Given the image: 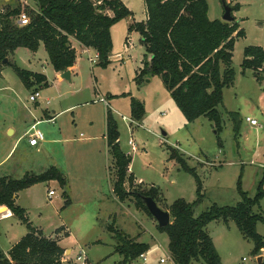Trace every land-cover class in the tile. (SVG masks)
<instances>
[{
    "label": "rangeland",
    "instance_id": "374dc122",
    "mask_svg": "<svg viewBox=\"0 0 264 264\" xmlns=\"http://www.w3.org/2000/svg\"><path fill=\"white\" fill-rule=\"evenodd\" d=\"M19 1L0 0V14L7 8L20 7ZM206 2L209 18L222 19L223 7L220 0ZM28 3V10H36L34 0H28ZM239 3L240 10L232 15L236 22H241L245 38L238 39L234 45L232 68L235 79L231 87L224 89L222 105L218 107L221 116L219 132L213 123L203 117L192 124H186L158 77H152L149 84L145 82L151 77L135 82V71L140 67L145 54L139 37L135 35L116 37L115 29L113 30V53L123 51L124 54L120 55L118 62H123L124 59L125 62L121 65L111 63L106 69L94 67L96 84L90 74L92 65L85 57H81L79 61V69L83 73L79 82L76 81L74 85L68 81L60 86L54 84L53 69L47 59L45 62L43 60L47 58L43 48L36 57L41 62L35 67L29 63L33 53L23 48L18 49L13 61L10 57L8 60L24 70L32 68L41 71L40 64H44L48 88L41 85L26 88L9 66H0V178L20 179L26 173L37 175L47 168L55 167L69 183V188L64 189L57 181L39 183L16 195V205L26 211L32 226L40 230L43 236L59 238L64 234L61 232L64 229L68 233L67 238L60 240V246L71 249V254L69 257L65 254L61 264H74L81 252L89 258L91 264L119 263L121 256L116 251L119 242L107 230L109 215L112 216L110 220L116 230L130 239L143 235L142 241L150 244L151 250L145 253L146 260L137 258L133 264H161L160 259L166 260L164 264H173L168 251V238L152 227L151 222L146 219L152 218L135 209L134 199L131 198L125 203L114 199L110 185L114 172L112 157L103 146L104 143L87 142L94 131L96 135H103L102 100L110 103L106 93L124 92L129 99L146 101L147 115L142 127L129 124L127 120H123L122 114L116 116L120 146L124 152L130 153V171L142 182L139 184L134 181L133 186L143 191L149 187L157 188L160 193L157 199L159 208L166 209L165 201L171 204L177 199L189 203L196 200L193 177L182 171L176 162L168 159L166 146L176 148L187 165L196 169L202 182L203 197L196 208L197 214L212 206H234L240 200L236 190L240 175L242 190L248 197H254L264 171V80L257 83L250 70L242 74L240 65L244 48L261 46L264 43V0H239ZM125 37L131 42L126 50ZM34 89L40 94L37 102L47 96L52 106L61 111L65 105L74 104L76 101L84 103L62 112L53 122H43L37 126L45 137L48 132L58 133L60 127L61 134H65L61 139H69L50 145L54 155H38L25 147L29 131L13 149L16 138H10L8 133H3L2 124L15 122L21 125L22 122L30 120V111L34 110L35 104L29 102L28 98L35 92ZM124 104L120 101L117 106L124 109ZM171 106L177 113L170 109ZM37 113H40V109H37ZM234 118L240 122L237 136L233 130ZM246 118L256 120L258 125H250ZM90 121L93 124L89 129L87 126ZM162 133H166V136ZM129 139L135 142L136 151L128 146ZM218 142H221V146ZM49 190L54 191V197H47ZM63 192H66L72 202L65 208ZM252 211L264 216V196L259 206ZM5 214L8 212L0 211L1 218ZM114 214L116 218L113 220ZM221 222L219 220L206 228L207 234L215 241L216 251L222 259L221 264H257V256L252 254L253 243L242 237L232 221H228V226ZM61 227L64 229L56 234V230ZM256 231L264 240V224L257 223ZM25 233V226L16 217L1 219L0 251L5 253ZM260 254L263 255V251Z\"/></svg>",
    "mask_w": 264,
    "mask_h": 264
},
{
    "label": "trees",
    "instance_id": "16d2710c",
    "mask_svg": "<svg viewBox=\"0 0 264 264\" xmlns=\"http://www.w3.org/2000/svg\"><path fill=\"white\" fill-rule=\"evenodd\" d=\"M11 1V0H10ZM147 19L133 23L128 33L136 32L145 54L142 68L135 76V82L148 77H158L174 105L185 121L190 124L205 118L221 130V116L218 107L222 105L223 91L233 85L235 73L232 57L235 42L245 37L244 30L234 18L231 23L209 20L206 0H142ZM36 10H26L28 25L20 26L15 19L19 7L0 14V66H9L26 88L33 85L48 86L45 76L19 68L8 57L19 48L37 52L40 45L47 54L50 65L56 73H63L74 65L76 54L70 44L73 38L83 47L98 54L97 66L105 69L110 64L112 41L110 28L131 16V12L120 0H34ZM231 7L232 13L240 10L238 0H220ZM234 3V4H232ZM110 11L111 15H107ZM127 42V40H126ZM125 42V43H126ZM8 61L4 63L3 61ZM241 73L252 71L257 83L264 80V43L243 49ZM125 97V96H121ZM109 99L112 96L108 97ZM145 115L143 104L130 99V117L141 121ZM235 136L240 122L232 120ZM118 125L109 109L106 111V145L113 163L112 194L119 202L134 199L137 210L148 213L142 197H149L158 205L159 190L149 187L143 191L133 186L134 178L127 174L131 157L119 147ZM221 146V142H218ZM168 159L193 177L196 200L189 203L177 199L164 209L170 215V224L157 231L168 238V251L173 264H221L211 237L205 227L221 220L232 221L243 238L253 243V256H260L264 240L256 231V224H264V216L254 214L264 196V171L258 183L257 192L250 198L242 190L241 175L236 183L240 200L232 207L212 206L196 213L202 201V182L196 169L190 168L176 148L166 146ZM57 181L66 188V180L55 168L37 174H25L20 179L0 178V207H5L26 228V234L15 243L6 255L0 252V264H61L65 250L59 245L60 238H47L30 223L26 211L16 205V195L36 184ZM64 206L70 200L63 192ZM61 228L56 230L59 233ZM109 231L119 242L116 251L123 257L117 264L131 262L148 252L146 244L136 243L119 230ZM68 235H65L67 237ZM87 264V263H86Z\"/></svg>",
    "mask_w": 264,
    "mask_h": 264
},
{
    "label": "crops",
    "instance_id": "0c3cea01",
    "mask_svg": "<svg viewBox=\"0 0 264 264\" xmlns=\"http://www.w3.org/2000/svg\"><path fill=\"white\" fill-rule=\"evenodd\" d=\"M10 1V0H9ZM122 3H123V5L131 12V16L130 17H128V18H126V19H123V20H121V21H119L118 23H116L115 25H113L111 28H110V36H111V41H112V51H111V56H110V64L111 63H114V64H119V65H121V64H124V62H125V59L123 60V62H118V58L116 57L117 55H121V54H124L123 53V51L121 52V53H113V38H112V34H113V30L115 29V33H116V37H118V35H125V34H127V37H129V36H132V35H135V36H137V37H139V41H140V36H139V34L138 33H136V32H132V33H128V28H129V26L131 25V24H133V23H139V22H145L146 21V19H147V15H146V10H145V6H144V3H143V1L142 0H120ZM238 3H239V0H238ZM240 4V3H239ZM208 6V5H207ZM240 7H241V5H240ZM209 10H208V12H207V16H208V19L209 20H216V19H212V18H209ZM106 14L107 15H111V12L110 11H106ZM234 16V15H233ZM235 18V17H234ZM219 20H221L222 21V19H219ZM117 25H118V28H115V27H117ZM239 26H240V28H241V22L239 23ZM118 32H119V34H118ZM245 33V32H244ZM127 37H125V41L127 40ZM245 38V37H244ZM70 44H71V46H72V48L75 50V54H76V59H75V62H74V65L71 67V68H69L68 69V71H69V74H70V84L71 85H74L75 84V82L76 81H78L79 82V80L81 79V75H83V73H81V71H80V69H79V61H80V59H81V57H85L86 58V60H87V56H86V54L85 53H89V54H94V50L93 49H91V48H86V47H83V46H81L80 44H78L73 38H70ZM41 48H43V45L41 44L40 45V47H39V49L37 50V52H32L33 54H32V56L30 57L31 58V60L29 61V63L30 64H32L34 67L35 66H37L38 64H39V62H41V60H40V58L39 59H37L36 57H37V54L41 51ZM144 48V47H143ZM20 49V48H19ZM44 49V48H43ZM27 50V49H26ZM17 51H18V49L17 50H15L14 52H13V54L12 55H10L9 57L12 59V61L14 60V58H16V53H17ZM45 51V50H44ZM87 51V52H86ZM46 53V52H45ZM126 54V53H125ZM46 55V54H45ZM45 57V56H44ZM46 57H47V55H46ZM123 57H124V55H123ZM47 59V61H49L48 60V57L47 58H45V59H43L44 60V62H45V60ZM38 61V62H37ZM115 61V62H114ZM32 62V63H31ZM50 64V63H49ZM41 65V68H42V70L41 71H39V70H37V69H27V71H30V72H32V73H37V74H41V75H43V76H45V78H46V81H47V76L44 74L45 73V70H46V68L44 67V64H40ZM90 65V64H89ZM52 67V66H51ZM94 67H96V69H102V68H100V67H98L97 66V64H95V65H92V66H90V74H91V76L93 77V80H94V84H96V78H95V74H94ZM107 68V67H106ZM105 68V69H106ZM142 68V59H141V62H140V67H138L137 68V71H135V76H136V74L138 73V71L140 70ZM53 69V68H52ZM1 73V72H0ZM62 73H56L54 70H53V77H54V84L56 83L57 85H62V83H66V80H64V79H62L61 77H60V75H61ZM153 78L151 77V79H147L146 80V84H149V83H151V80H152ZM47 84H48V81H47ZM40 87V85H33L31 88H33V87ZM49 87V84H48V86L46 87V88H48ZM6 89V88H5ZM36 89H34V91H35ZM125 96V97H121V96ZM169 95V94H168ZM61 96V95H60ZM105 96L106 97H109V96H112V98L110 99V103H107L104 99V131H103V135H96V132L94 131L93 132V136L92 137H90L89 139H88V141L87 142H89V141H99V142H103L104 143V145L103 146H105V149H106V151L109 153V151H108V147H107V145H106V139H105V137H104V135H105V133H106V111H107V109H109L110 111H111V113H112V116H113V118H114V120L116 121V123H117V125H118V120H117V116L116 115H119V114H122V116L123 117H126L127 119H131V117H130V99H129V97H127V95H125V93L124 92H121V93H113V94H105ZM170 97V96H169ZM171 99V98H170ZM120 101H123L125 104H124V109L122 108V107H118L117 106V103H119ZM126 101V102H125ZM140 101V100H139ZM172 101V100H171ZM142 104H143V106H144V110H145V115H144V117L142 118V120L141 121H135L138 125H140L141 127H142V125H143V123L145 122V116L147 115V104H146V101L145 100H141L140 101ZM173 102V101H172ZM114 103H116L115 105H114ZM35 108H34V110L32 111H30V120H27V122L25 123V122H22L21 123V125H19V124H16L15 122H9V123H7V124H2V126H3V133H4V135H6L7 133V136H9L10 138H13V137H15L16 139H15V143H14V145H13V147H12V149L16 146V144L18 143V142H20V140L21 139H23V138H25V133L26 132H28L31 128H32V126H35V128H37V126L38 125H40L41 123H43V122H53L54 121V119L56 120V118L62 113V112H65V111H68V110H70V109H73V108H75V107H77V106H79L80 104L81 105H83L84 103H79V101H76L74 104H69V105H65V107H64V109H62L63 111H61V109H56L55 108V106H52V104L50 103V99H49V97H42V99L40 100V101H36L35 103ZM41 104H42V106H41ZM174 104V103H173ZM176 107V106H175ZM37 109L39 110L40 109V113H37ZM170 109H173L175 112H176V110L173 108V106H171L170 107ZM60 110V111H59ZM180 112V111H179ZM32 113H33V115H32ZM177 113V112H176ZM165 113H162V115H164ZM182 115V114H181ZM183 119H184V117H183ZM198 120V119H197ZM196 120V121H197ZM25 121V120H24ZM196 121H194V122H196ZM184 122L186 123V124H188L186 121H185V119H184ZM22 124H23V126H22ZM92 124H93V122L92 121H90L89 122V125L87 126V128H91L92 127ZM190 124H192V123H190ZM55 125V124H54ZM24 128H25V130H24ZM118 131H119V125H118ZM63 135H65V134H61V130H60V127H58V133H54V134H49V132H48V134H47V137H45L44 135V139L41 141V142H39L38 143V145L37 146H29L28 145V142H27V140L25 141V147H27L30 151H32L33 153H38V155L39 154H41V153H46V154H53V151H52V149H50V145L51 144H53V143H60V142H64V141H69V139H61V136H63ZM119 135H120V133H119ZM164 136H166V133H165V135ZM101 139V140H100ZM82 141V140H81ZM85 141V140H84ZM120 143H121V140H120V136H119V147H120V149H121V151L122 152H124L123 150H122V148H121V146H120ZM84 145H86V144H84ZM91 145V144H90ZM38 147H40V148H38ZM125 154H127V155H129L130 156V153L128 152V151H126V152H124ZM54 155V154H53ZM63 155V154H62ZM51 159H52V157H51ZM62 159H64L63 157H62ZM36 168H42V167H36ZM47 169H49V168H47ZM74 169H75V166H74ZM131 169H130V165H129V173L128 174H131L132 176H133V178H134V181H137L139 184H142V182H139L137 179H136V177H135V175L130 171ZM111 185V193H112V184H110ZM33 187V186H32ZM32 187H30V188H32ZM66 187H68L69 188V183L68 182H66ZM30 188H28V189H30ZM18 195V194H17ZM113 195V194H112ZM54 196H55V194H54ZM54 196H52V197H54ZM48 197V196H47ZM114 197V196H113ZM16 198H17V196H16ZM114 199L115 200H117L115 197H114ZM118 201V200H117ZM128 201V200H127ZM127 201H125V202H127ZM119 202V201H118ZM125 202H120V203H125ZM70 203H72L71 202V200H70ZM165 204L167 205V206H169L170 204H167L166 203V201H165ZM5 208V207H4ZM6 209V208H5ZM136 209V208H135ZM7 212H8V214H5V215H2V217H4V218H1V216H0V220L1 219H8V218H11L12 217V215H11V213L8 211V210H6ZM138 211H141V210H138ZM144 213V212H143ZM9 216V217H8ZM5 217H8V218H5ZM110 217H112V216H108V223H109V226L107 227V230L109 231V228L110 227H112V220H110ZM116 218V214H114L113 215V220ZM148 221H150L151 222V225H152V227H155V229L157 230V224L155 225V220H153V218H152V220H150V219H148V218H146ZM219 221V220H218ZM218 221H214V222H212V223H218ZM212 223H210V224H208L206 227H205V231H206V228L209 226V225H211ZM221 223H223V221L221 222ZM229 222H227V223H223V224H225L226 226H228L229 224H228ZM113 228H114V225H113ZM61 229L63 230L64 229V227H61ZM115 229V228H114ZM62 233H64L61 237H59L60 238V240H63L64 238H67L69 235H68V233L66 232V230L64 229L63 231H61ZM110 232V231H109ZM206 233H207V231H206ZM26 234V233H25ZM24 234V235H25ZM23 235V236H24ZM65 235H68L67 237H65ZM209 235V234H208ZM22 236V237H23ZM21 237V238H22ZM20 238V239H21ZM19 239V240H20ZM142 239H143V235H136V236H133L132 237V240H134L136 243H140V244H146L147 246H148V248H149V250H148V252L151 250L150 248V244L149 243H144L143 241H142ZM212 239V242H213V244H214V247H215V249L217 250V247H216V245H215V241H214V239L213 238H211ZM18 241H15V243H17ZM60 242L61 241H59V245H60ZM14 243V244H15ZM14 244H12V245H10V247H9V249L4 253V252H1V253H3L4 255H6L7 254V252L10 250V248L14 245ZM64 250H65V253H64V255L65 254H68V257L70 256V254H71V249H68V248H63ZM218 251V250H217ZM148 252H146V253H148ZM170 255V254H169ZM120 256V255H119ZM260 256H263V255H260ZM258 257V256H257ZM86 258V263L87 264H91V262H90V260H89V258L88 257H85ZM171 258V257H170ZM122 259H123V257L121 256V259H120V261H122ZM67 260H68V262L69 263H72V260H70V259H68L67 258ZM119 261V262H120ZM172 261V260H171ZM64 262V261H63ZM133 263V262H132ZM173 263V262H172ZM221 263H222V259H221ZM73 264V263H72Z\"/></svg>",
    "mask_w": 264,
    "mask_h": 264
},
{
    "label": "built area",
    "instance_id": "2783aa9c",
    "mask_svg": "<svg viewBox=\"0 0 264 264\" xmlns=\"http://www.w3.org/2000/svg\"><path fill=\"white\" fill-rule=\"evenodd\" d=\"M20 4V12L17 15L15 21L18 25L20 26H26L28 25V17L26 14V10H28L29 7V3L28 0H20L19 1ZM130 41L126 42L124 45L126 46L125 50L128 48V46H130ZM87 52V51H86ZM87 56V61L91 64V65H95L98 62V54L96 52H94V54H89V53H85ZM119 60L120 59V54L116 56ZM40 97V94L38 91L33 92L29 98L28 101L31 103H35L37 101V99ZM104 102V100H102ZM123 120H127L130 123H133V125L135 127H140V125H138L135 121L131 120V119H127L126 117H122ZM246 122H248L250 125L252 126H257V122L256 120H252L250 118H246ZM44 139L43 133L38 130L37 128H35V126H32L31 130H29V132L27 133V142L29 146H37L39 142H41ZM128 146L131 147L132 151H136V145L135 142L132 139L128 140ZM48 198H51L52 196H54V191L53 190H49L47 193ZM139 259H142L143 261L146 260L145 254L140 255ZM161 264L166 263V260L164 259H160L159 261ZM74 264H86V258L85 256L81 253H79L74 261Z\"/></svg>",
    "mask_w": 264,
    "mask_h": 264
},
{
    "label": "water",
    "instance_id": "95a60500",
    "mask_svg": "<svg viewBox=\"0 0 264 264\" xmlns=\"http://www.w3.org/2000/svg\"><path fill=\"white\" fill-rule=\"evenodd\" d=\"M222 7H223L222 21L227 22V23H231L234 19L233 15H232L231 7L228 4H226L225 2H222ZM7 61L8 60L5 59L3 62L6 63ZM60 77L64 80L70 82V74H69L68 70L63 72L60 75ZM162 135L164 136L165 133H162ZM141 199H142L148 213L150 214L151 218H153V220H155L158 227L163 228V227L170 224V215L167 211H164L161 208H159L158 205L156 204V202L153 201L149 197H142ZM262 262H263V256H258L256 258V263L262 264ZM125 264H133V263L131 262L130 258H128Z\"/></svg>",
    "mask_w": 264,
    "mask_h": 264
},
{
    "label": "bare ground",
    "instance_id": "6f19581e",
    "mask_svg": "<svg viewBox=\"0 0 264 264\" xmlns=\"http://www.w3.org/2000/svg\"><path fill=\"white\" fill-rule=\"evenodd\" d=\"M6 210H7V208H6V209H5L4 207H1V208H0V211H1V212H5Z\"/></svg>",
    "mask_w": 264,
    "mask_h": 264
}]
</instances>
